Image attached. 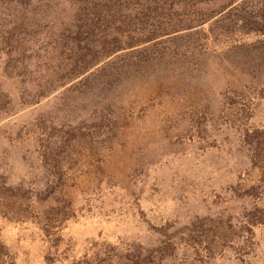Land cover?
Returning a JSON list of instances; mask_svg holds the SVG:
<instances>
[{
	"label": "rangeland",
	"instance_id": "rangeland-1",
	"mask_svg": "<svg viewBox=\"0 0 264 264\" xmlns=\"http://www.w3.org/2000/svg\"><path fill=\"white\" fill-rule=\"evenodd\" d=\"M0 264H264V0H0Z\"/></svg>",
	"mask_w": 264,
	"mask_h": 264
}]
</instances>
